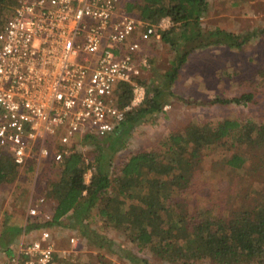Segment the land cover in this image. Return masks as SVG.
<instances>
[{
    "label": "trees",
    "instance_id": "1",
    "mask_svg": "<svg viewBox=\"0 0 264 264\" xmlns=\"http://www.w3.org/2000/svg\"><path fill=\"white\" fill-rule=\"evenodd\" d=\"M12 3L16 0H0V20H4L2 12ZM126 9L150 23H157L164 16L171 18L173 25L161 32V40L170 44L176 55L164 74V84L147 86L144 103L128 111L126 120L111 135L100 138L86 135L82 139V143L95 148L92 162L86 163L78 143L75 151L61 161L50 160L39 166L34 160L29 162L25 171L36 174L31 179L33 200L46 197L50 203L54 201L50 204L53 211L50 223L73 226L83 237L92 210L98 206L105 227L114 228L140 248L147 246L165 260L182 258L186 264L207 260L215 264H264V198L246 201L230 213L214 215L206 207L190 209L176 200L181 192L191 188L200 150L220 139L228 138L243 147L226 157L231 167L242 168L249 158L257 163L264 161V117L255 128L240 117L222 119L215 126L188 120L168 135L161 150H130L114 161L115 153L126 145L134 127L163 110L164 101L192 51L214 44L241 48L259 32L239 34L221 28L205 32L202 18L209 10V0H136L129 2ZM261 74L264 82V69ZM139 81L145 83L143 79ZM116 91L117 103L123 108L132 98V86L123 83ZM255 96L246 92L215 102L241 104ZM246 146L251 154L245 153ZM90 167L93 173L87 183L85 175ZM19 171L11 157L0 153V186L17 178ZM20 194L22 191L17 198ZM9 216L5 213L6 221ZM10 227L14 231L5 230L4 244L12 242L21 232L15 225ZM52 264L74 263L57 255Z\"/></svg>",
    "mask_w": 264,
    "mask_h": 264
},
{
    "label": "built area",
    "instance_id": "2",
    "mask_svg": "<svg viewBox=\"0 0 264 264\" xmlns=\"http://www.w3.org/2000/svg\"><path fill=\"white\" fill-rule=\"evenodd\" d=\"M136 0H16L0 24V153L24 168L58 162L86 135L106 137L140 107L151 70L152 41L173 22L144 21L127 4ZM144 80V79H143ZM132 98L118 105L117 88ZM89 175H92L90 170ZM86 176V175H85ZM91 182V177H85ZM46 197L31 200L27 226L0 264H52L60 250V225ZM69 244L78 249L79 236ZM63 256L75 251L61 249Z\"/></svg>",
    "mask_w": 264,
    "mask_h": 264
},
{
    "label": "rangeland",
    "instance_id": "3",
    "mask_svg": "<svg viewBox=\"0 0 264 264\" xmlns=\"http://www.w3.org/2000/svg\"><path fill=\"white\" fill-rule=\"evenodd\" d=\"M11 5L4 9L2 18L9 15ZM202 27L207 33L217 28L239 34L259 33L254 34L241 48L214 44L192 51L173 84L171 94L164 101L163 110L134 127L126 145L115 153L114 161L127 155L130 150H161L168 135L188 120L215 126L222 119L240 117L255 128L261 116L264 117V82L261 77L264 69V0H209V10L202 18ZM148 52L154 63H151V70L145 73L144 82L150 87H153V83L163 85L164 74L171 67L176 51L164 41H153ZM246 92L256 95L252 101L241 104L215 102L218 98L229 99ZM216 142L200 150L191 188L175 196L176 200L190 209L206 207L214 215L230 213L231 209L238 208L246 201L264 198V168L259 169L264 161L257 163L249 158L242 168L231 167L226 157L243 147L233 144L228 138ZM77 143L86 163L92 162L95 148L82 143V140ZM245 148V153L251 154L250 148ZM90 170L93 173V167L86 172L88 178L92 177ZM33 177L36 178V174H29L25 168H20L17 178L0 186V197L5 195V205H11L10 211L19 207L21 212H26L27 205L33 199ZM19 191L22 194L17 198ZM9 222L10 219H0V228L4 226L12 233L14 228L10 227ZM87 223L84 237L75 227L60 225L57 233L60 235L58 256L64 255L61 249L65 248L75 251L66 256L74 264L89 261L101 264H186L182 258L165 260L147 246L140 248L114 228L105 227L99 218L98 206L93 208ZM20 234H23V230ZM72 234L79 236L78 249L75 250L68 241ZM5 236L4 233L0 235L1 244L5 242ZM192 264L215 263L207 260Z\"/></svg>",
    "mask_w": 264,
    "mask_h": 264
},
{
    "label": "crops",
    "instance_id": "4",
    "mask_svg": "<svg viewBox=\"0 0 264 264\" xmlns=\"http://www.w3.org/2000/svg\"><path fill=\"white\" fill-rule=\"evenodd\" d=\"M153 42V41H152ZM8 195V194H7ZM5 195H2V197H0V201H2V203L0 202V205H2L3 210L0 211V219L4 218L5 213H7L10 219L9 225H15L17 227H19L21 229V231L24 229H28L27 227V210L25 213L21 212V210L19 209V207H17L15 210L10 211L9 208L11 205L8 204V206L5 205V201L4 198ZM50 204H54V201H52ZM29 205V204H28ZM28 205L26 208H28ZM51 205V206H52ZM8 209V210H7ZM9 211V212H6ZM5 231V227H1L0 228V235L3 234ZM23 234H18L15 238L12 239V242L7 243V244H0V258H3V256H5L4 250H7V252H13L14 249L17 247V245L20 243V239L22 238Z\"/></svg>",
    "mask_w": 264,
    "mask_h": 264
}]
</instances>
